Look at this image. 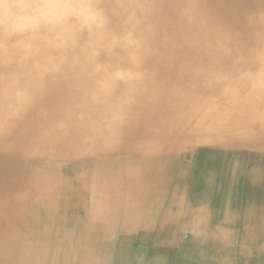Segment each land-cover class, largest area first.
<instances>
[{
    "label": "bare ground",
    "instance_id": "bare-ground-1",
    "mask_svg": "<svg viewBox=\"0 0 264 264\" xmlns=\"http://www.w3.org/2000/svg\"><path fill=\"white\" fill-rule=\"evenodd\" d=\"M41 2L0 24V264H264V224L218 252L167 214L221 138L264 157V0Z\"/></svg>",
    "mask_w": 264,
    "mask_h": 264
},
{
    "label": "clouds",
    "instance_id": "clouds-1",
    "mask_svg": "<svg viewBox=\"0 0 264 264\" xmlns=\"http://www.w3.org/2000/svg\"><path fill=\"white\" fill-rule=\"evenodd\" d=\"M43 7L41 0H0V24L6 34L24 31L34 10ZM221 139L229 143L231 151L218 152L215 161H192L184 178L188 192L178 191L167 214L175 234L211 243L218 252H225L236 248L245 223L264 224V157L253 162L241 152L238 142ZM209 168L216 177L215 185L204 179ZM250 190L258 193L257 200L247 198Z\"/></svg>",
    "mask_w": 264,
    "mask_h": 264
}]
</instances>
